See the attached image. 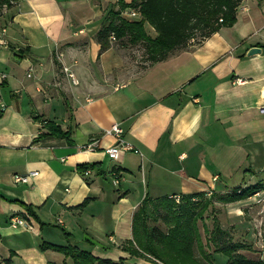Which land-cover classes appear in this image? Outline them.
<instances>
[{"label": "crops", "instance_id": "crops-1", "mask_svg": "<svg viewBox=\"0 0 264 264\" xmlns=\"http://www.w3.org/2000/svg\"><path fill=\"white\" fill-rule=\"evenodd\" d=\"M117 3L0 4V260L9 264H62L46 244L129 257L122 246L146 196L219 197L264 184V0H242L233 25L136 69L125 44L100 51L96 39ZM50 123L65 134H50ZM116 123L141 154L108 156L116 139L105 130ZM93 139L95 150L81 149ZM12 216L25 224L12 227Z\"/></svg>", "mask_w": 264, "mask_h": 264}, {"label": "trees", "instance_id": "trees-1", "mask_svg": "<svg viewBox=\"0 0 264 264\" xmlns=\"http://www.w3.org/2000/svg\"><path fill=\"white\" fill-rule=\"evenodd\" d=\"M241 1L131 0L127 3L118 0V7L107 12L96 39L100 43V51L110 47L112 34L114 41L123 45L141 44L146 59L150 63L157 62L166 58L173 50L185 47L192 39H198L195 43H199L220 28L233 25ZM7 2L8 0H0V4ZM126 9L137 12L140 19H127L122 15ZM144 22H148L155 29L156 37L152 38L146 33ZM26 50L27 47L20 48L15 54L20 55ZM47 125L50 134H65L52 123ZM262 183L258 181L248 186L232 187L219 196V200L229 203L242 200L247 195L250 197L263 189ZM203 196V193L181 195L182 202L177 206L174 205L173 198L167 195L157 198L146 196L132 216V238L126 240L122 246L129 257L112 259L96 256L90 250L71 244H46L44 248L53 247L62 252L65 256L62 264H141L138 259L145 254L168 264H179L171 260L174 257L167 245L172 244L176 249L174 256L185 257L188 264H204L193 259L195 247H198L200 242L195 220L200 210V197ZM207 201L209 204L210 200ZM150 220L160 221L166 226V230L157 224H150ZM207 241L208 245L215 247L208 254L221 253L225 257L223 264H264V259L250 258L241 252L248 249L249 244L233 240L231 233L219 225L212 228ZM206 260L205 264H215L213 257ZM10 262V258L0 260V264Z\"/></svg>", "mask_w": 264, "mask_h": 264}, {"label": "rangeland", "instance_id": "rangeland-1", "mask_svg": "<svg viewBox=\"0 0 264 264\" xmlns=\"http://www.w3.org/2000/svg\"><path fill=\"white\" fill-rule=\"evenodd\" d=\"M199 38V37H198ZM198 39H192L190 43H195ZM128 52L133 55V58L130 59L132 62L133 68H138L141 66H145L146 63H150L145 57V51L141 44L136 45H126ZM244 184L247 182H243ZM261 193H264V187L262 190H259ZM218 193L215 195H211L210 197L203 196L200 197V210L198 216L195 220L196 228L199 233L200 242L198 247H195L194 257L193 259L198 263L207 261L206 259L210 260L212 257L215 260V264H223L225 257L221 253H214L212 255L208 254V252H212L215 248L212 244L208 245L207 238L212 230V228L216 225L221 226L222 228L227 229L235 241H241L245 244H249V248L245 250H241L244 254H246L250 258L254 259H264V248H260L259 244L255 245V242L258 239H262L263 237V230L261 229L262 224H264L259 215L257 214V209L253 208L250 203L247 202L245 197L243 202L235 203H225L219 200ZM254 194V193H253ZM252 194V195H253ZM252 195L249 200L254 199ZM172 199V198H171ZM174 201V205H179L182 200L172 199ZM196 200V199H194ZM207 200H210V203L207 204ZM207 204V205H206ZM249 207L252 209V213L249 212ZM241 209V213L238 211ZM150 224H157L160 226L161 229L166 230V226H164L160 221H149ZM249 233H252L251 237H249ZM262 234V237L260 236ZM248 237V238H247ZM135 246V245H134ZM169 251L172 252L171 260L174 262H179V264H188L185 261V257L182 256H174L175 246L172 244L167 245ZM144 263L148 264H168V262L159 260L154 258L151 255L145 254L143 257L140 258ZM170 260V259H169Z\"/></svg>", "mask_w": 264, "mask_h": 264}, {"label": "built area", "instance_id": "built-area-1", "mask_svg": "<svg viewBox=\"0 0 264 264\" xmlns=\"http://www.w3.org/2000/svg\"><path fill=\"white\" fill-rule=\"evenodd\" d=\"M19 0H8V3L14 4ZM123 15L126 18H131V17H135L138 15L137 12L135 11H131V12H124ZM4 31V29H2V32ZM114 35H111V40H114ZM2 44H6L5 40H1ZM16 50H19L18 48H16ZM64 70L67 71V67H64ZM69 77L72 79V81L75 82V78L73 76V74L71 72L68 73ZM0 77L3 78L5 77V74H0ZM243 80H241L240 78L235 79V83H241ZM5 108V105L0 103V111H2ZM260 110L262 113H264V104L260 107ZM105 133L107 134H111L115 137L116 139V143L112 146H109L105 149L106 153L108 154V156L114 160L118 159L120 154L122 152L125 151H132L136 154H141L140 151L135 148L131 143L127 142L124 140L123 138V128L119 125V124H113L109 129L105 130ZM97 140L93 139L92 141L88 142L87 144L81 146V149L83 150H95L97 147ZM38 172L37 171H33L30 172L28 174L25 175H19L16 174L13 176V181L14 183H18V182H23L26 183L28 182V178L30 176H34L36 175ZM214 180L217 179V177L215 176L213 178ZM114 182L117 184L118 183V177L114 176ZM173 199L175 200H179L180 199V195L175 194L173 196H171ZM248 203H250L251 206H253V208L257 209V214L259 215V218L261 219V221L264 223V193L262 194H257L255 195V199H251V200H247ZM59 222H61L60 220H58ZM24 219L20 218L18 216H12L10 218V225L12 227H17L20 225H24ZM111 241H114V239L112 237H110Z\"/></svg>", "mask_w": 264, "mask_h": 264}, {"label": "water", "instance_id": "water-1", "mask_svg": "<svg viewBox=\"0 0 264 264\" xmlns=\"http://www.w3.org/2000/svg\"><path fill=\"white\" fill-rule=\"evenodd\" d=\"M260 51V48L258 47H252L248 50V54H253V53H256V52H259Z\"/></svg>", "mask_w": 264, "mask_h": 264}, {"label": "bare ground", "instance_id": "bare-ground-1", "mask_svg": "<svg viewBox=\"0 0 264 264\" xmlns=\"http://www.w3.org/2000/svg\"><path fill=\"white\" fill-rule=\"evenodd\" d=\"M257 194H262L260 191H256L253 195H252V197L255 199V195H257Z\"/></svg>", "mask_w": 264, "mask_h": 264}]
</instances>
